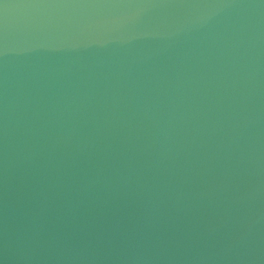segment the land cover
Returning <instances> with one entry per match:
<instances>
[{
	"label": "water",
	"instance_id": "obj_1",
	"mask_svg": "<svg viewBox=\"0 0 264 264\" xmlns=\"http://www.w3.org/2000/svg\"><path fill=\"white\" fill-rule=\"evenodd\" d=\"M0 264H264V0H0Z\"/></svg>",
	"mask_w": 264,
	"mask_h": 264
}]
</instances>
